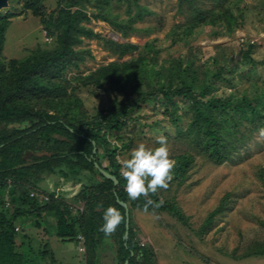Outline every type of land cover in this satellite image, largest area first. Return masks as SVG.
<instances>
[{
  "label": "trees",
  "instance_id": "obj_1",
  "mask_svg": "<svg viewBox=\"0 0 264 264\" xmlns=\"http://www.w3.org/2000/svg\"><path fill=\"white\" fill-rule=\"evenodd\" d=\"M30 1L26 3L27 8L38 13L39 0ZM206 2L211 6L204 7ZM230 3V0H202L199 5L197 0H178V14L185 21L175 26L174 41L183 42L196 29L218 23L231 32L237 17L233 15ZM119 6L126 8V19H118L119 14L113 13ZM88 8L93 9L91 14H87ZM148 13L150 11L140 5V0H58L56 9L41 18L44 29L55 37L53 46L38 48L23 59L8 62L1 52L10 16H0V264H31L29 255L21 248L23 243H18L19 232L15 226L19 219L28 216L38 218L35 226H40L43 216L53 218L56 236L63 241H75L82 235L88 264H98L101 246L106 244L112 250L114 264H154L153 250L138 242L130 222L128 238L123 239L125 209L117 199L125 203L128 210H144L146 198L130 200L127 197L125 181L120 175L121 165L116 159L118 149L127 145L120 136L114 138L120 146L111 144L107 137L111 132L121 130L145 102L159 103L162 112L177 127L188 119L187 127L180 135L194 142L197 150L217 164L228 160L258 129L264 128V87L258 85L255 66L247 53L241 67L237 64L232 70L213 62L216 67L212 71L207 69L202 79L197 77V68L191 61L163 69L165 72L153 77L155 84L149 89L143 82L146 77L150 84L153 83L149 71L153 73L158 54L153 45L146 44L142 51L133 44L105 40L117 60L87 78L77 77L73 81L80 82L81 86L104 83L111 95L108 108L86 119L79 111L77 87L65 102L64 95L68 94L69 86L67 72L78 69L88 53L75 47L82 38L104 39L83 22L92 17L126 35L137 32L134 24ZM134 51H138L137 59L118 61ZM147 51L153 56L142 54ZM225 74L233 78H226ZM235 78L248 87L241 93L217 94L220 85L235 89ZM10 125L14 127L9 129ZM19 125L23 127L19 128ZM27 152L30 153L28 162L25 160ZM38 152L43 154L39 156ZM175 161L171 182L180 184L187 176L193 157L185 153L176 156ZM94 163L114 176L117 185L102 176ZM49 175L72 181L74 186L80 187L79 196L85 206L79 216L53 194H49L47 201L30 196L31 191L41 192L39 184ZM160 191L149 195L148 199L154 204L147 211L166 212L185 222L175 204L159 198ZM160 201L163 204L156 207ZM6 202L11 205L10 209L5 207ZM108 206L116 207L124 220L114 234L106 237L99 229L103 211ZM220 211L221 208L213 211L208 216V223ZM46 248L47 245L40 253V260L47 257ZM259 255L264 256V246L255 243L247 256ZM32 262L41 264L39 260ZM50 262L55 264L52 257Z\"/></svg>",
  "mask_w": 264,
  "mask_h": 264
},
{
  "label": "rangeland",
  "instance_id": "obj_2",
  "mask_svg": "<svg viewBox=\"0 0 264 264\" xmlns=\"http://www.w3.org/2000/svg\"><path fill=\"white\" fill-rule=\"evenodd\" d=\"M27 2L31 1L8 0L7 8L0 10V16H10L1 52L6 62L23 59L38 48L53 46L55 37L44 29L41 18H46L56 9L58 0H39L38 13L42 16L28 9ZM230 2L233 15L237 17L231 32H227L221 23L203 26L183 42L174 41L172 34L175 26L185 21L178 14V0H140V5L150 13L134 24L137 32L126 35L91 17L83 25L104 39L82 38V42L75 47L88 53H85L78 69L67 72L69 86L68 94L64 95L65 102L77 87L75 93L80 103L79 111L84 113L86 119L108 108L111 95L104 83L81 86L80 82L73 81L77 77L87 78L117 60L105 40L133 44L142 51L146 44L153 45L158 52L153 73L152 70L149 71L153 83L150 84L146 77L145 83L143 82L144 87L149 89L155 84L153 77L163 69L169 70L191 61L197 68V77L202 79V74L207 69L212 71L216 67L213 62L229 70L234 69L237 64L241 67L246 53L255 66L258 85L264 87V0ZM197 3L200 5L202 0H197ZM203 6L211 5L206 2ZM125 11L124 6H119L113 13H118V19L122 20L127 18ZM92 12V8L87 9V14ZM142 54L153 56L148 51ZM137 57L138 51H134L118 61L128 62ZM224 77L233 78L229 74ZM237 79L235 78V89L220 85L217 94L221 96L234 91L241 93L248 87L245 82ZM131 117L121 130L107 135L111 144L120 146V142L114 139L120 136L127 145L126 148L118 149L116 159L120 165L138 143L155 146V137L160 134L168 139L172 159L185 153L193 157L186 178L180 184L170 182L168 189H161L159 192L161 200L171 202L179 208L185 222H180L166 212L128 210V219L135 237L142 246L153 250L154 264H264L262 255L247 256L255 243L264 246V138L259 137L258 131L228 160L217 164L197 150L194 142L181 136L188 119L177 127L162 112L159 103L149 100L141 105L140 110H135ZM13 127L14 125L8 126L9 129ZM42 154L37 153L39 156ZM28 156L29 152L26 153V162L29 160ZM39 188L41 198L49 200V194H53L55 199H63L75 216L84 211L85 201L79 196L80 187L74 186L72 181L49 175L39 184ZM5 207L10 209L11 205L5 204ZM217 208H221V211L208 223V216ZM42 218L40 226H35L38 219L35 216L19 219L15 224L19 232L18 243H23L21 248L29 255V260L51 264L52 257L55 264H88L84 243L83 251H79L77 240L63 241L56 236L53 218ZM46 245L48 255L40 260V253ZM101 249L98 264H114L111 248L106 244ZM32 261L31 264H35Z\"/></svg>",
  "mask_w": 264,
  "mask_h": 264
},
{
  "label": "clouds",
  "instance_id": "obj_3",
  "mask_svg": "<svg viewBox=\"0 0 264 264\" xmlns=\"http://www.w3.org/2000/svg\"><path fill=\"white\" fill-rule=\"evenodd\" d=\"M258 133L260 138H264V128L258 129ZM175 164L176 161L170 157L168 139L165 135L155 137V146H148L144 142L138 143L130 150L128 158L121 161L120 175L125 181L124 190L127 197L130 200L145 197L144 210L147 211L148 207L154 204L148 199L149 195L156 194L159 189H168L173 179ZM36 192L42 195V192ZM162 204L163 201H160V204L155 206L159 207ZM100 207L102 206H98ZM102 220L99 231L107 237L115 233L124 217L116 207L108 206L103 211Z\"/></svg>",
  "mask_w": 264,
  "mask_h": 264
},
{
  "label": "water",
  "instance_id": "obj_4",
  "mask_svg": "<svg viewBox=\"0 0 264 264\" xmlns=\"http://www.w3.org/2000/svg\"><path fill=\"white\" fill-rule=\"evenodd\" d=\"M7 6H8V0H0V10H3L5 8H7ZM94 152H95V149H93V153ZM94 166L98 170V172L100 174H102V176H104L108 180H111L113 182L114 186L117 185V180H116V178L114 176L108 174L105 170H103L101 167H99V165L97 163H94ZM117 202H118V204L120 206H122L125 209V218H126V220H125V234L123 236V239L127 240V238H128V228H129L128 207H127V205L125 203L119 201L118 199H117ZM125 264H127V262H125Z\"/></svg>",
  "mask_w": 264,
  "mask_h": 264
},
{
  "label": "built area",
  "instance_id": "obj_5",
  "mask_svg": "<svg viewBox=\"0 0 264 264\" xmlns=\"http://www.w3.org/2000/svg\"><path fill=\"white\" fill-rule=\"evenodd\" d=\"M49 40V39H48ZM31 197H40V199H44V201H47L48 199L47 198H41V195H39L37 192H32L30 194ZM6 205H9V203L6 202ZM17 230V229H16ZM77 241H78V244H79V251H83V245L82 243H84V239L82 236L78 235L77 236Z\"/></svg>",
  "mask_w": 264,
  "mask_h": 264
}]
</instances>
